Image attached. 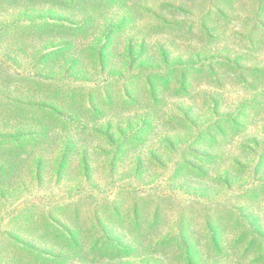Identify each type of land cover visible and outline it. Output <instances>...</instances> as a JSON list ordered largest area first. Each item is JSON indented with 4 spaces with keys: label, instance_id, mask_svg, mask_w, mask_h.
<instances>
[{
    "label": "rangeland",
    "instance_id": "1",
    "mask_svg": "<svg viewBox=\"0 0 264 264\" xmlns=\"http://www.w3.org/2000/svg\"><path fill=\"white\" fill-rule=\"evenodd\" d=\"M12 135L0 264H264V0H0Z\"/></svg>",
    "mask_w": 264,
    "mask_h": 264
},
{
    "label": "trees",
    "instance_id": "2",
    "mask_svg": "<svg viewBox=\"0 0 264 264\" xmlns=\"http://www.w3.org/2000/svg\"><path fill=\"white\" fill-rule=\"evenodd\" d=\"M30 136H16V135H12L9 137H5V136H0V147H3L6 143H19L20 140H27L29 139ZM1 151V150H0ZM2 152V151H1ZM9 162L11 163V156L10 154H1L0 155V171L1 169L9 166ZM18 251H27V248L23 247V246H18L16 248Z\"/></svg>",
    "mask_w": 264,
    "mask_h": 264
}]
</instances>
